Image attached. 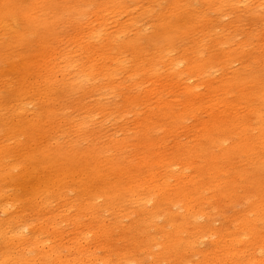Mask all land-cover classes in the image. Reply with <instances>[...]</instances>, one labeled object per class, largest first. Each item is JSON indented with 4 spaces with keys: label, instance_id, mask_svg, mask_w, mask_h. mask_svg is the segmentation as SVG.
Wrapping results in <instances>:
<instances>
[{
    "label": "bare ground",
    "instance_id": "1",
    "mask_svg": "<svg viewBox=\"0 0 264 264\" xmlns=\"http://www.w3.org/2000/svg\"><path fill=\"white\" fill-rule=\"evenodd\" d=\"M21 1L23 0H0L1 29H9V22L15 18L17 10L23 4ZM29 1V9H24L19 14L29 22L25 30L21 32L17 30L10 35L12 37L9 44L25 46L32 38H37L39 31H43L44 35L38 41L44 47L40 48L41 52H35L30 57L21 56L17 60V64L8 63V67L11 68L0 72L2 79L13 75V73L20 75V80L24 79L30 73L34 59L43 57L45 54L43 52L47 48L46 42L54 35L53 28L50 27L53 22H48V18H46L49 13L54 14L53 0ZM206 1L208 4L214 2L213 0ZM109 2L115 3L116 9L120 10V3L123 0H110ZM87 4L91 5V2ZM88 5L83 1L78 2L71 15L75 14L79 17L87 14ZM110 8L108 2L104 3L96 9L95 15L113 12V8ZM182 10L185 13L184 6ZM142 11L144 10L142 9ZM131 22L133 25V21ZM163 22L161 25L163 29L159 28V31L153 35L157 51L162 53L170 50L169 42L178 29L177 23L171 24L164 20ZM126 23L128 24V22ZM125 27L124 24H120L112 36L117 32H122ZM139 37L140 35L136 34L131 40L135 58L140 55L141 38ZM108 41L110 44L113 43L110 38ZM158 41H164L165 44L158 45ZM6 47L9 50L16 48L7 45ZM2 48L5 47L0 45V51ZM87 51H89L88 48ZM156 57L157 54L154 58L156 59ZM139 58L137 60H142ZM106 59L108 58L106 57ZM155 59L148 62L150 72L157 70H155ZM197 61L199 62V60ZM198 62L189 66L188 70L190 74L197 75V78H201L200 81H203L211 61L208 59ZM18 64L21 70H18ZM46 65L43 66L46 73L41 79H43L44 87L51 89L55 84L53 74L56 72V67H52L51 64L49 67ZM137 68L138 65L134 71ZM140 69H142L141 66ZM143 71L138 69L136 74L140 76ZM114 74L106 72L110 81L109 85L114 81ZM84 77L82 75L80 78H73L75 81L65 84L62 93H78L83 87ZM151 83L152 88L144 89L142 95L148 97L156 95L153 88L155 82L151 80ZM167 84L165 85L167 86ZM24 86L25 83L21 80L5 97L14 103L9 111L5 110V113L4 108L0 106V133L5 138L15 141L14 147L8 144L7 139L0 142V210H3V213L6 214L5 203L10 198L12 201L22 204V209H27V205L31 204L37 216H42L49 207L50 197L53 194L56 195V200H62L65 192L73 191L76 194L74 202L77 205L76 213L73 218H67V220L76 226V231L84 227L88 234L93 235L98 245L102 244L101 242H113L114 240L130 245L133 235L143 236L146 229L154 228L159 239L143 240L144 246L150 245L159 248V252L151 256L153 260L150 264H188L190 263L186 258L188 254L199 257L197 264H260L259 257L264 252V188L260 179L264 170V162L261 161V155L264 153V116L259 113L258 106L254 109L258 135L253 139L248 136L249 124L247 121L238 116L239 111L236 113V109L234 110L232 105L228 102L225 104L227 100L223 101V98L221 100L224 102L221 103L223 109L218 111L215 107L216 104L213 103L215 101L209 99L210 103L204 102L208 98L204 100V96L202 98L201 94L195 93L192 88L188 87L187 94L184 95L183 109L180 112H175L171 103L160 101L157 106H153L158 112H156L158 117L155 116L154 109H151L150 106L148 107L150 109L143 106L145 109L135 110L136 97L127 98L119 108L121 110L119 112L121 114L124 112L137 113L135 125L129 130L133 136H124L122 139L112 138L105 144V147L113 152L131 148L133 155L130 158H123V156L118 157L114 154L107 155L103 149L98 147L81 150L75 144L55 148L49 144L47 146L41 139V135L46 131V126L53 127L51 124L57 114L52 105L53 96L46 95L42 89L37 90L36 93L28 94ZM116 87L118 85L105 88L116 89ZM174 87L172 88L174 89ZM258 89V93L255 88L247 93L241 91L243 93L240 95L253 94L251 95L253 101L260 99V103L264 104V86H258ZM225 90L227 95L233 92L230 91V87ZM209 92L206 95H221V93H215V89ZM27 95H29L28 103H32L30 97L33 98L35 95H46L45 97L48 99V104L36 109L35 118L32 116L29 118L23 113V101H26ZM137 99L139 100V97ZM143 101V105L148 102ZM146 103L145 105H147ZM245 103L243 104L245 105ZM137 107L139 106L137 105ZM246 107L253 110V106ZM200 112H206L209 118L207 121L193 124L188 128L186 132L190 135L194 133L193 140L190 139L186 143L169 142L173 138L174 132L183 128L180 125L182 120L187 118L186 116L197 118ZM42 115H47V117L42 119ZM152 116H155V119ZM161 120L167 121V123H161ZM238 127L242 129H238ZM155 130H162L164 136L157 139L152 138L151 134ZM184 131L183 133H185ZM229 140L231 143L227 145L226 142ZM53 152L57 153V159L52 161L49 158ZM10 157L11 161H7ZM176 166L181 167V172H178L180 175L174 173ZM187 171H191V174H188ZM193 171L196 174L191 176ZM205 175L208 176L205 177ZM170 180L174 182L171 183ZM51 188H53V193ZM4 189H9L10 193L7 194ZM99 201L101 206H98ZM149 202L150 208L147 211L141 209L144 204ZM221 203H223L224 209L218 207ZM239 203L241 205L245 203V205L239 210H233L228 215L223 213L222 226L218 229L211 227L212 210H208L209 205L216 204L214 210L219 209L225 212L229 207H235ZM100 207H104L113 215L111 224H100L98 220ZM121 207L126 208L121 209ZM164 210H166V217L163 219V226H157L158 214ZM83 211L89 213L93 226L80 220V214ZM63 213H65L64 210ZM197 217H204L206 223L202 226L197 225ZM124 218L129 220L128 224L122 223ZM56 219L57 217H50L48 226L41 222L37 227L41 233H45L50 228L54 239H60L61 234L57 232ZM0 224V264H86L85 262L88 264H115L111 259L112 255L109 254L112 252L111 247L107 250L104 261L105 258L97 255H86L85 249L74 239L73 254H76V257L71 259L63 255L68 253L64 252L59 244L51 245L48 250H45L46 247L39 240L37 233L32 232L31 225L26 222L22 223L13 217H5ZM259 225H261V229H259ZM203 233H209L206 235H210L214 240L213 248L207 253L196 250L194 239ZM115 234L126 237L125 239H116ZM183 235L186 239H183ZM111 245L110 243L109 246ZM101 246L100 248L103 247ZM138 251L144 252L143 249L136 250L134 248L132 252H128L126 249L122 258L135 260L134 257Z\"/></svg>",
    "mask_w": 264,
    "mask_h": 264
},
{
    "label": "rangeland",
    "instance_id": "2",
    "mask_svg": "<svg viewBox=\"0 0 264 264\" xmlns=\"http://www.w3.org/2000/svg\"><path fill=\"white\" fill-rule=\"evenodd\" d=\"M82 1L86 5L91 2V5H88L87 14L79 17L75 14L71 15L74 7L78 2ZM109 1L53 0L55 4L53 7L54 14L49 13L46 16L48 22H53L50 27L53 28L54 35L46 42L47 48L43 52L45 53L43 57L34 59L30 73L21 80L24 81V87L28 94L36 93L37 90L42 89L46 95L53 96L52 105L57 114L51 124L53 127L46 126L45 130L47 133L45 131L41 135V139L47 146L49 144L55 148L68 147L71 144H75L81 150L89 147H98L103 149L107 155L114 154L118 157L130 158L133 155L131 148L120 152H113L105 147V144L112 138L122 139L124 136H133V133L129 132V130L135 125L138 115L134 112L120 113L121 110L119 108L125 99L136 97L135 110L151 108L154 109L153 113L158 117V114H156L157 110L153 106H157L160 101L171 103L173 110L180 112L183 109V103L185 102L184 95L187 94L188 87L192 88L195 93L201 94L202 98L204 96V100L208 98L204 102L210 103L209 99L215 101L213 103L216 104L215 107L218 111H222L223 101L227 100L225 104L228 102L232 105L234 110L236 109V113L239 111L240 114L238 116L249 124L248 136L254 139L258 135V131L256 130V111L254 112V109L258 106L259 113L264 116V104L260 103V99H254L253 101L251 97L253 94L240 95V93H247L255 90V88L258 93V86H264V0H216V2L213 0L215 3L211 4H208L206 0H123L120 3V10L116 9L115 3L113 4ZM107 2L108 7H111L110 9L113 8V12H103V14L96 16V9ZM21 3L23 4L17 10V15L9 22V29L5 28L6 30H4V28H0V45L5 47L1 49L2 52L0 51L1 73L11 68L8 67V63L17 64V60L21 56L27 55L30 57L35 52H41L40 48L44 47L38 41L39 38L42 39L44 35L43 31H39L37 38H32L25 46H13L14 44H9L12 37L10 35L17 30L19 32L25 30L29 22L19 14L24 9H29L30 1L23 0ZM183 6L184 10H186L185 13L183 10L181 11ZM125 8L126 11H124ZM128 19L133 21V25ZM179 19L181 20L179 21ZM163 20L171 24L177 23L178 29H176L177 31L173 35V39L169 42L170 50L162 53L157 51L153 35L159 31V28H162ZM120 24H124L126 26L125 29L112 36L118 30ZM136 34H139V38H141L140 55L137 58H135L136 55L131 48L133 47L131 40ZM109 38L113 43H109ZM157 44L162 45L165 42L158 41ZM6 45L16 48L9 50ZM87 48L89 51H87ZM156 54L157 57L155 59ZM139 57L145 60H137ZM152 59H155L156 72H150L148 68ZM208 59L211 63L205 72L203 81H200L201 78H197V75L189 73L188 67L193 66L195 62H198L197 60L200 62V60L204 61ZM139 62L141 63L139 64ZM45 63L48 64L46 65ZM50 64L52 67H56V72L53 74L55 84L51 89H46L41 78L46 73L43 66L49 67ZM136 65H138V68L134 71ZM140 66L142 69H140ZM17 67L18 70H21L19 64ZM138 69L139 71L144 70L142 72L144 76L136 74ZM106 72L110 74L115 73L113 75L114 81L111 85H109L110 81L106 76ZM1 73L0 106L4 108L5 112V110L9 111L14 105L11 100H7L5 97H7L11 89L15 88V84H19L21 77L17 73H13V75L2 79ZM82 75L85 76L82 83L83 87L79 92L77 91L78 93H62L65 84L74 82L73 78H80ZM151 80L155 82L153 83V88L156 95H149V97L142 95V92L152 88ZM159 84H163V87ZM171 84L172 87L175 86L174 84H177V87L175 86L173 89ZM115 85H118L119 88H105L110 86L115 87ZM227 87H230L231 92L233 91L230 95L225 94ZM212 89H215V93H221V95H211L212 97L206 95ZM171 90L173 91L171 92ZM183 91L185 92L183 93ZM46 95L30 97L32 103H28L29 95H27L26 101H23L24 115L29 118L31 116L35 118L37 115L36 109L48 104ZM138 97L139 100L137 99ZM142 101H148L147 103L145 102L147 105L145 103L143 105ZM244 102H246L245 105L243 104ZM248 102L249 104H247ZM149 106L150 108H148ZM246 106H253V110L247 109L248 107ZM235 112L233 114H236ZM155 116H152V118L155 119ZM46 117L47 115L41 116L42 119ZM186 117L180 125L183 128L177 129V132H174L175 134L169 142L178 141L186 143L190 139L193 140L192 136L194 133L190 135L186 132L188 128L193 124L207 121L209 118L206 112L198 113L197 118H193V116ZM161 123H167V121L161 120ZM238 129L242 128L238 127ZM163 136L164 132L162 130H155L151 134V137L154 139ZM5 139L7 138L0 133V142H3ZM7 140L11 147L15 146L14 140ZM230 143L231 140L226 142L227 145ZM49 159L52 161L56 160L57 153L53 152ZM7 161H11V157ZM261 161L264 162V153L261 155ZM180 170L181 167H174L175 174L181 172ZM187 173L191 174V171H187ZM194 174H196L195 171L192 172L191 176ZM207 176L205 175V177ZM260 176L264 188V170ZM170 182L173 183L174 181L170 180ZM4 191L7 194L10 193L9 189H4ZM51 191L53 193V188H51ZM55 198L56 195L54 194L50 197L49 207L44 211L42 216H37L31 204L27 205V209H22V204L14 202L9 198V201L5 203L6 214L3 213V210H0V222L5 217H13L22 223L26 222L30 224L32 232L37 233L39 240L45 245V250H48L51 245L59 244L64 252L68 253L63 252V255L71 259L76 257V254H73L74 239L85 249L86 255H97L105 258L104 261L106 260L107 250L111 247L112 252H109V254L112 255L113 258L111 259H113L115 264H150L153 260L151 256L159 252V248L150 245L144 246L143 243L144 239H159L154 228L146 229L143 236L133 235L135 237L132 236L130 245L124 244V242H117L116 240L113 242H101L102 244L98 245L93 235L88 234L84 227L76 231V226L67 220V218H73L76 213L77 205L74 203L76 194L73 191H67L64 193L62 200H56ZM101 205L99 201L98 206ZM244 205L245 203L242 205L239 203L235 207H229L225 212L219 209L214 210L216 204L209 205L208 210H212L210 218L211 227L218 229L223 223V213L228 215L233 210L241 209ZM218 207L224 209L223 203L219 204ZM124 208L126 207H121V209ZM149 208L150 202L141 207L144 211H147ZM63 210L65 213H63ZM80 215L82 222L88 223L91 226L94 225L90 221L89 213L83 211ZM158 215L159 220L156 225L163 226L166 210ZM50 217H57L55 222H57V232L61 234L60 239H54L50 228L45 233H41L37 227L41 222H44L48 226ZM98 220L100 224L109 225L113 222V215L111 212L105 210L104 207H100ZM128 222L129 220L126 218L122 220L123 224H128ZM205 223L206 219L204 217H197V225L202 226ZM259 227L261 229V225ZM25 233L27 234V231ZM206 234L209 233H203L194 239L196 250L203 253H207L214 246L213 238ZM125 237L115 234L116 239H125ZM183 239H186L184 235ZM54 240L57 241L55 242ZM110 243L112 244L111 246H109ZM134 248L136 250L143 249L144 252H136L135 260L122 258L126 249H128V252H132ZM186 258L190 261L188 264H197L199 261L198 256L191 254H188ZM259 260L260 264H264V252L259 257ZM85 263L88 264L87 262Z\"/></svg>",
    "mask_w": 264,
    "mask_h": 264
}]
</instances>
